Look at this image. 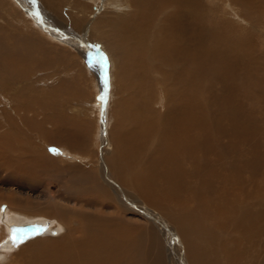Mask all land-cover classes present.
Returning <instances> with one entry per match:
<instances>
[{"label": "bare ground", "instance_id": "bare-ground-1", "mask_svg": "<svg viewBox=\"0 0 264 264\" xmlns=\"http://www.w3.org/2000/svg\"><path fill=\"white\" fill-rule=\"evenodd\" d=\"M231 1L252 30L221 19V0H103L119 8L94 24L119 57L111 67L129 96L119 102L106 147L112 152L98 182L78 164L62 173L74 181L88 177L90 188L117 200L102 201L116 215H100L99 206L77 211V200L58 205L49 185L39 196L44 204L0 193V256L21 245L19 264H163L160 240L143 221L151 216L169 233L168 223L149 211L157 210L176 228L185 264H264V43L252 37L264 10L252 0ZM93 9L99 10L96 3ZM56 129L51 141L70 149L80 144L75 134ZM0 153V160L11 157ZM23 153L27 171L58 167L48 153ZM63 230L69 231L51 237Z\"/></svg>", "mask_w": 264, "mask_h": 264}, {"label": "rangeland", "instance_id": "rangeland-1", "mask_svg": "<svg viewBox=\"0 0 264 264\" xmlns=\"http://www.w3.org/2000/svg\"><path fill=\"white\" fill-rule=\"evenodd\" d=\"M79 1L82 0H0V56L6 58L5 68H8L5 71L0 64V152L11 156L5 158L3 154L5 160H0V193L5 196L9 191L18 201L21 198L25 201L28 196L35 204H44V198L39 196L49 185V192L55 196L58 205L70 206L77 200V211H82L81 207L97 211L99 206L98 213L106 216L109 213L102 201L113 206L117 200L90 188L92 181L86 180V176L75 181L70 179L62 173V168L70 164L87 167L95 176L91 179L98 182L97 172L102 173L101 168L112 152V149H106L110 145L107 141L121 114L119 102L129 95L120 88L113 68L119 57L113 54L107 37L99 33L94 23L100 14H114L115 8L119 7L117 3L106 5L103 0H88L90 3L86 1L82 5L77 3ZM252 2L255 10H264V0ZM95 3L98 11L93 9ZM220 14L221 19L230 21L236 28L252 30L240 6H234L231 0H221ZM253 30V39L264 43V19ZM12 66L18 71L15 76L10 73ZM104 68L107 75L101 76L100 69ZM19 96L24 100L20 101ZM57 127L75 134L80 144L70 149L69 144L58 145L51 141L49 136L52 139ZM25 150H40L42 154L52 155L51 162L58 167L50 171L23 169L19 159L23 158ZM18 181L21 185L13 186ZM123 188L129 198H136L133 188ZM140 203L145 204L143 200ZM112 211L109 215L115 216L114 208ZM149 211L151 215L161 216L170 228L167 236L162 225L155 223L151 216L144 217L143 221L148 222L146 231L153 230L160 240L163 264H185V248L174 225L168 222L165 214L159 213L161 211ZM206 222L213 224L214 219ZM68 231L51 234V237ZM149 236L152 238L153 234ZM20 246L2 251L0 264H13L14 261L19 264L15 254L24 252Z\"/></svg>", "mask_w": 264, "mask_h": 264}, {"label": "water", "instance_id": "water-1", "mask_svg": "<svg viewBox=\"0 0 264 264\" xmlns=\"http://www.w3.org/2000/svg\"><path fill=\"white\" fill-rule=\"evenodd\" d=\"M101 76H106L107 75V69L104 68V70L100 69Z\"/></svg>", "mask_w": 264, "mask_h": 264}, {"label": "snow or ice", "instance_id": "snow-or-ice-1", "mask_svg": "<svg viewBox=\"0 0 264 264\" xmlns=\"http://www.w3.org/2000/svg\"><path fill=\"white\" fill-rule=\"evenodd\" d=\"M13 242L15 243L16 242V238L14 237V239H13Z\"/></svg>", "mask_w": 264, "mask_h": 264}]
</instances>
